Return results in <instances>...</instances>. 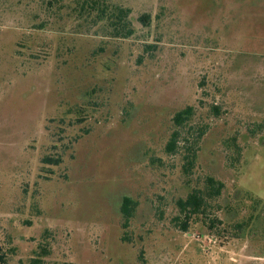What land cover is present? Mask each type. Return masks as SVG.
Segmentation results:
<instances>
[{"label": "rangeland", "instance_id": "obj_1", "mask_svg": "<svg viewBox=\"0 0 264 264\" xmlns=\"http://www.w3.org/2000/svg\"><path fill=\"white\" fill-rule=\"evenodd\" d=\"M44 2L0 0L1 264H264V224L231 228L264 202V0H109L131 11L126 39ZM207 177L224 224L184 232L177 201Z\"/></svg>", "mask_w": 264, "mask_h": 264}, {"label": "trees", "instance_id": "obj_2", "mask_svg": "<svg viewBox=\"0 0 264 264\" xmlns=\"http://www.w3.org/2000/svg\"><path fill=\"white\" fill-rule=\"evenodd\" d=\"M45 10L50 16H60L63 9L72 7L75 4V11L81 14L86 21H92L94 26L103 24L104 30L114 38H130L135 33L132 22L130 20L131 11L128 8L117 6L109 2V0H45ZM67 4V5H66ZM62 18V15L59 17ZM150 15L144 14L139 20L147 25ZM194 115V108L187 107L174 116V124L176 129L173 131L170 141L167 144L166 150L168 153H175L181 143L185 146V142L189 141V134L183 130V127L191 120ZM205 130H201L196 140L193 141L190 147H186L184 171L190 174L195 167L198 157V145L202 139ZM45 165H59L60 158L45 157L42 160ZM225 185L223 182L216 180L213 177H207L204 187L194 189L186 198H181L177 201L179 216L175 218V222L179 228L186 232L189 229L190 222L196 218H201L209 230L213 231L219 225L224 224V221L214 216L215 207H219L217 200L221 197ZM254 200L255 212L247 221L234 223L231 227L235 232V237L243 238L252 224H264V202L260 199ZM134 202L131 198H125L122 206V214L126 220V224L133 216ZM253 225V226H254ZM230 226V225H229ZM264 231V227H262ZM257 230V229H256ZM259 233V231H255ZM5 262V256L0 254V264ZM41 261H35V264H40Z\"/></svg>", "mask_w": 264, "mask_h": 264}]
</instances>
